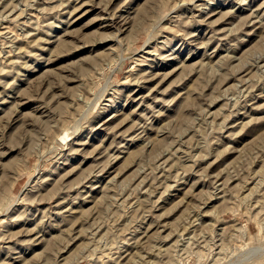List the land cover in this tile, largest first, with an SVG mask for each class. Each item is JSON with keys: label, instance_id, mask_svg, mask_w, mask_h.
Here are the masks:
<instances>
[{"label": "rangeland", "instance_id": "obj_1", "mask_svg": "<svg viewBox=\"0 0 264 264\" xmlns=\"http://www.w3.org/2000/svg\"><path fill=\"white\" fill-rule=\"evenodd\" d=\"M0 264H264V0H0Z\"/></svg>", "mask_w": 264, "mask_h": 264}, {"label": "bare ground", "instance_id": "obj_2", "mask_svg": "<svg viewBox=\"0 0 264 264\" xmlns=\"http://www.w3.org/2000/svg\"><path fill=\"white\" fill-rule=\"evenodd\" d=\"M63 139H65V140H66V139H67V136H63Z\"/></svg>", "mask_w": 264, "mask_h": 264}]
</instances>
